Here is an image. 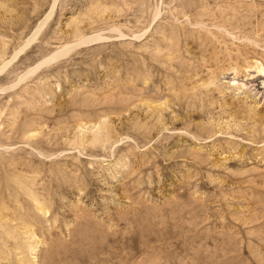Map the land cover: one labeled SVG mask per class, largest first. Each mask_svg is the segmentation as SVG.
Here are the masks:
<instances>
[{"label":"rangeland","instance_id":"1","mask_svg":"<svg viewBox=\"0 0 264 264\" xmlns=\"http://www.w3.org/2000/svg\"><path fill=\"white\" fill-rule=\"evenodd\" d=\"M263 70L264 0H0V264H264Z\"/></svg>","mask_w":264,"mask_h":264},{"label":"bare ground","instance_id":"2","mask_svg":"<svg viewBox=\"0 0 264 264\" xmlns=\"http://www.w3.org/2000/svg\"><path fill=\"white\" fill-rule=\"evenodd\" d=\"M51 8H52V7H51ZM53 8H54V7H53ZM48 13H49V12H48ZM46 14H47V13H46ZM48 16H49V15H48ZM48 16H47V17H48ZM50 16H51V15H50ZM50 16H49V17H50ZM47 17H45L46 19L43 17V19H44V20L42 19L43 22L40 23V24L35 28L34 32L32 33L31 40H32V38H33L35 35L37 36V34H38L37 32L41 29L42 25L47 21ZM45 20H46V21H45ZM39 22H40V21H39ZM41 30H42V29H41ZM29 38H30V37H29ZM35 38H36V37H35ZM31 40L29 39L28 42H30ZM31 42H32V41H31ZM31 42H30V43H31ZM29 45H30V44H29ZM26 46H27V45H26ZM263 71H264V70H263ZM263 73H264V72H263Z\"/></svg>","mask_w":264,"mask_h":264}]
</instances>
